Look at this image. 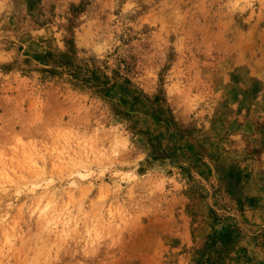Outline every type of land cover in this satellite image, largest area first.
<instances>
[{
    "label": "rangeland",
    "instance_id": "obj_1",
    "mask_svg": "<svg viewBox=\"0 0 264 264\" xmlns=\"http://www.w3.org/2000/svg\"><path fill=\"white\" fill-rule=\"evenodd\" d=\"M0 264H264V0H0Z\"/></svg>",
    "mask_w": 264,
    "mask_h": 264
}]
</instances>
